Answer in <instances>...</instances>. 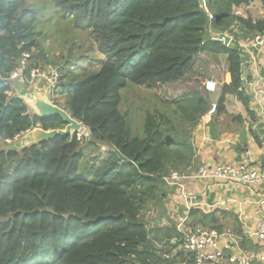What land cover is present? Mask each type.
I'll use <instances>...</instances> for the list:
<instances>
[{"label": "trees", "instance_id": "16d2710c", "mask_svg": "<svg viewBox=\"0 0 264 264\" xmlns=\"http://www.w3.org/2000/svg\"><path fill=\"white\" fill-rule=\"evenodd\" d=\"M51 1L89 32L105 57L97 70L74 71L69 49L65 61L55 65L60 78L52 102L63 95V108L87 128L89 144L106 151L80 169L84 148L77 135L72 141L57 135L21 150H0V264H193L177 230L175 236L166 230L161 238L151 237L141 212L151 200L162 206V177L190 164L189 137L210 105L208 92L192 89L162 100V110L146 114L139 137L119 110L120 91L128 82L147 88L174 84L199 54L223 55L230 81L218 85L217 114L254 121L250 96L240 90L236 39L264 32V17L234 13L254 0ZM258 1L264 7V0ZM38 16L27 0H0V141L34 127L65 125L59 116L32 114L9 94L5 81L23 53H31L29 64L37 65L32 56L40 45ZM219 25L236 36L235 42L229 45L212 32ZM172 111L184 115L181 124L171 120ZM200 211L191 208L190 226L223 231V212ZM152 238L162 246H154Z\"/></svg>", "mask_w": 264, "mask_h": 264}, {"label": "built area", "instance_id": "2783aa9c", "mask_svg": "<svg viewBox=\"0 0 264 264\" xmlns=\"http://www.w3.org/2000/svg\"><path fill=\"white\" fill-rule=\"evenodd\" d=\"M208 16L212 17L211 12H208ZM232 36L233 34L230 32H224L221 40L232 42ZM240 47L242 60L240 90L250 96L253 112L264 118V32L253 34L251 41ZM30 59L31 53H23L17 68L5 78L6 83L12 87L15 80H20L26 83L28 87L35 86L37 89L48 91L52 96L60 78L58 68L50 64L32 66L29 64ZM246 66L251 68L252 75L250 77L245 72ZM203 86L206 92L214 93L218 88V82L212 78L206 79ZM217 107L218 102L212 101L207 110L200 116V121L209 123L216 114ZM23 133L16 135L13 139L18 138ZM76 135L78 139L81 138L80 134ZM186 173L180 170H172L163 176L162 180L164 186L177 187L183 199L186 215L180 220L176 230L180 235L181 247L191 254L193 264H221L223 261L228 264L264 262V156L256 158L249 150H246L241 153L236 163L205 165L200 166L191 174ZM186 179L213 180L226 186L239 184L247 189H254L257 194L255 200L257 221L254 229L250 230L249 236L255 237L261 244V248L258 251L248 253L239 245L237 238L228 232H219L215 228L202 226L188 225L183 227V224L187 225L185 221L191 208H199L198 204L201 205L196 200L195 193L184 184ZM216 205L215 203V205L208 206L214 208Z\"/></svg>", "mask_w": 264, "mask_h": 264}, {"label": "rangeland", "instance_id": "374dc122", "mask_svg": "<svg viewBox=\"0 0 264 264\" xmlns=\"http://www.w3.org/2000/svg\"><path fill=\"white\" fill-rule=\"evenodd\" d=\"M27 4L33 5V7L35 6L37 12H39V20L36 24V29L41 32L40 45L34 49V54L32 56L35 61H37V65H60L65 61L67 55H69L70 49V56L73 61L72 70L79 71L85 68L97 70L100 67L104 62L105 57L96 49V45L90 38L88 31L74 26L69 18L62 16L60 10L53 5L51 0H27ZM263 11L262 5L258 0H254L249 7L242 6L237 9L239 16L247 14L254 18L261 17ZM216 30L222 31L215 33L218 38L222 39L224 34L222 25H219ZM223 41L229 45L232 43L228 40ZM196 62H201V67L197 68V71L189 73L183 80L174 84L162 86L160 88H147L143 85L128 82L126 87L121 89V103L119 110L122 114H127L134 135L139 137L144 136L143 126L146 114L148 112H153L155 109L162 110L164 108L162 100L191 91L192 89L204 93L203 90H205V88L202 86V82L205 78H213V80L217 82H221L223 79L225 80L227 61L223 55L215 57L209 55L198 57ZM195 67H198V63ZM213 73L216 77L209 75ZM17 87H20V85L13 83L11 87L12 90H10L11 95L15 94ZM212 97L207 94L210 103L215 101L213 100L214 97ZM56 102L59 106L65 107L63 95L57 97ZM164 112L167 111L164 110ZM180 115L181 114H175L172 111L170 118L172 121L174 120L175 123L178 122L181 124V119L184 115L182 114V118ZM225 125L227 124L222 121V123L219 125L216 124L215 126H217L216 128H219ZM78 134H80L82 140L81 143L83 142L82 146L84 148V159L80 166V169H82L86 167V164L89 165L96 163L99 156H102L105 153L106 146H94L89 144L88 130L85 126H83V129ZM14 140L15 139L9 142L6 140L0 141V150L11 149ZM152 202V200L149 201L141 212L144 221L148 223V227L162 225L163 222L167 225L172 223L171 219L164 214L163 208L165 201L162 206L160 205L161 203L151 205L153 204ZM191 222L194 223V220L189 223L185 222L187 225L183 224V227L191 225ZM163 235H165V233H161L157 238H160ZM150 241L154 246L157 245L155 243L160 242L157 241L156 238H152ZM161 246L162 242L160 245H157L158 248ZM221 264L228 263L223 261Z\"/></svg>", "mask_w": 264, "mask_h": 264}, {"label": "crops", "instance_id": "0c3cea01", "mask_svg": "<svg viewBox=\"0 0 264 264\" xmlns=\"http://www.w3.org/2000/svg\"><path fill=\"white\" fill-rule=\"evenodd\" d=\"M262 8L264 10L263 6ZM234 13L238 14L237 9L234 10ZM245 15L248 16L247 14ZM245 15L242 17H246ZM263 17L264 11L261 17L258 18ZM212 32L218 33L222 31H217L213 28ZM232 37L235 42L236 36ZM252 37L253 35L241 39L237 38L236 43L240 46L244 45L250 42ZM204 56H206V54L201 53L196 57V60L198 57ZM197 63L198 67H195ZM201 65V62L194 63L186 76L191 72L197 71L196 69L201 67ZM245 72L249 77L252 75L250 66H246ZM209 75L216 77L214 73ZM206 79L210 78H205L204 80ZM229 81L230 75L226 69L225 80L223 79L221 82H218V85ZM18 85L22 86L20 82H18ZM208 94L211 95V97L213 95V100L217 101L219 97V86L216 92ZM222 121L227 125L216 128L217 126L215 125H219ZM189 138L193 147L192 159L188 166L180 168V171L184 173L187 172L186 174L195 172L200 166H213L226 162L236 163L241 153L246 150H249L252 155L257 158L259 156H264V118L255 114V120L252 122L246 120L237 122L233 121L232 118L225 113L217 114L216 112L209 123L202 122L199 118L194 127H192ZM184 184L195 193L196 200L201 203V205L198 204L200 210H202L200 212L205 213L215 210V213L223 212L220 216V221L225 225L223 232H228L235 236L239 245L246 252H255L261 248V244L258 240L255 237L249 236L250 230L254 229L257 221V216L255 215V200L257 194L254 189H247L239 184L226 186L213 180L186 179ZM164 191L166 197L163 210L164 214L171 219L172 223L167 225L163 222L162 225L150 226L152 231L151 237H159L161 233H165L166 230H172V232H174L172 236H175L178 223L186 215V208L179 189L175 186H164ZM215 203L217 205L214 208L208 206L215 205ZM193 218L194 216L191 217L188 215L185 222L189 223ZM195 223L197 224V222ZM240 231L241 234L238 235L237 232ZM255 264H264V262H256Z\"/></svg>", "mask_w": 264, "mask_h": 264}, {"label": "water", "instance_id": "95a60500", "mask_svg": "<svg viewBox=\"0 0 264 264\" xmlns=\"http://www.w3.org/2000/svg\"><path fill=\"white\" fill-rule=\"evenodd\" d=\"M18 82L22 86L16 88L13 96L23 100L32 114L39 117L59 116L65 125L63 128H51L47 130L42 127L29 129L13 141L11 149L21 150L37 142L51 140L57 135L68 136L70 141H72L74 136L81 131L84 124L74 119L66 109L54 104L51 99L52 96L48 91L37 89L35 86L28 87L26 83L20 80H15L13 83L18 84Z\"/></svg>", "mask_w": 264, "mask_h": 264}, {"label": "bare ground", "instance_id": "6f19581e", "mask_svg": "<svg viewBox=\"0 0 264 264\" xmlns=\"http://www.w3.org/2000/svg\"><path fill=\"white\" fill-rule=\"evenodd\" d=\"M83 129V127L81 128V130Z\"/></svg>", "mask_w": 264, "mask_h": 264}]
</instances>
